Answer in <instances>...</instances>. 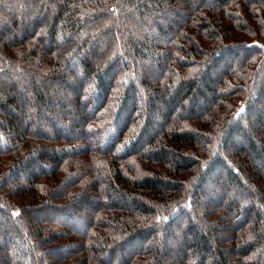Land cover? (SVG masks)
Segmentation results:
<instances>
[{"label": "trees", "instance_id": "obj_1", "mask_svg": "<svg viewBox=\"0 0 264 264\" xmlns=\"http://www.w3.org/2000/svg\"><path fill=\"white\" fill-rule=\"evenodd\" d=\"M0 264H264V0H0Z\"/></svg>", "mask_w": 264, "mask_h": 264}]
</instances>
